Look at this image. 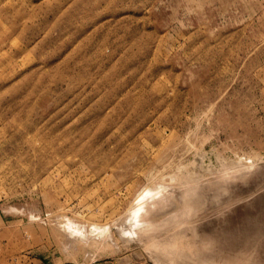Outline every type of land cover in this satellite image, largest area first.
<instances>
[{"label": "rangeland", "instance_id": "obj_1", "mask_svg": "<svg viewBox=\"0 0 264 264\" xmlns=\"http://www.w3.org/2000/svg\"><path fill=\"white\" fill-rule=\"evenodd\" d=\"M0 264H264V0H0Z\"/></svg>", "mask_w": 264, "mask_h": 264}, {"label": "bare ground", "instance_id": "obj_2", "mask_svg": "<svg viewBox=\"0 0 264 264\" xmlns=\"http://www.w3.org/2000/svg\"><path fill=\"white\" fill-rule=\"evenodd\" d=\"M140 207V206H139Z\"/></svg>", "mask_w": 264, "mask_h": 264}]
</instances>
